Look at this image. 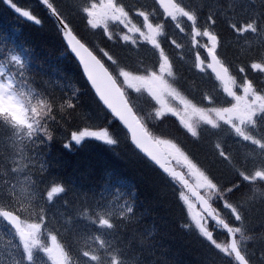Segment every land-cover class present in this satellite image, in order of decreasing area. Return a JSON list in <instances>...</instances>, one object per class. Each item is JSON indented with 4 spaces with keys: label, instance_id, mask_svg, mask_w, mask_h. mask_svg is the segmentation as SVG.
I'll return each instance as SVG.
<instances>
[{
    "label": "snow or ice",
    "instance_id": "6c2138e0",
    "mask_svg": "<svg viewBox=\"0 0 264 264\" xmlns=\"http://www.w3.org/2000/svg\"><path fill=\"white\" fill-rule=\"evenodd\" d=\"M38 3L91 88L30 77L28 61L0 47V223L11 233L0 264H175L154 230L136 227L133 185L112 173L65 179L50 159L54 144L116 148L120 132L144 166L151 206L174 204L175 228L201 248L199 264H264V0ZM0 11L44 22L16 0H0ZM74 21L107 46L82 40Z\"/></svg>",
    "mask_w": 264,
    "mask_h": 264
},
{
    "label": "trees",
    "instance_id": "16d2710c",
    "mask_svg": "<svg viewBox=\"0 0 264 264\" xmlns=\"http://www.w3.org/2000/svg\"><path fill=\"white\" fill-rule=\"evenodd\" d=\"M25 9H31L38 17L43 19V25L37 26L19 17L14 12L0 11V47L13 49L20 53L29 63L28 75L36 79L44 78L63 80L65 83L81 89L88 88L81 72L75 62L65 52V47L56 28L54 21L45 16L44 9L36 0H16ZM191 6L198 7L202 0H188ZM238 18L243 19L244 13H238ZM203 20V16H201ZM76 33L90 46L95 47L96 43L107 46L105 38L100 32L88 30L82 21H74ZM223 41L231 40V30L225 28L222 23L217 25ZM241 41V44H244ZM234 49L231 46L222 48V55L232 59ZM180 61L177 62L179 66ZM255 79L256 77L253 76ZM197 86L199 83L195 80ZM82 102L85 107L92 104L90 94L82 95ZM147 108V106H145ZM167 125L169 131L179 135L176 127ZM163 127V125L161 126ZM120 145L116 148L103 145L101 142L86 143L83 147L77 146L72 151H65L59 144H54L50 159H55L59 167L55 169L65 179L75 177L79 179L85 174L90 180L98 179L101 176L112 173L122 177L127 183L133 185L139 193L138 212L142 211V218L136 227L141 231L154 230V239L158 241L157 249L166 248L167 255L175 264H199L201 259V248L193 238L181 233L175 228V220L178 215L173 204L172 209L166 208L164 204L157 207L151 206L152 191L144 179V166L139 158L127 147L124 133L118 135ZM183 139V137H181ZM127 238V234L125 239ZM11 239L8 228L0 223V256L7 257V244ZM256 257H260V248H255Z\"/></svg>",
    "mask_w": 264,
    "mask_h": 264
},
{
    "label": "rangeland",
    "instance_id": "374dc122",
    "mask_svg": "<svg viewBox=\"0 0 264 264\" xmlns=\"http://www.w3.org/2000/svg\"><path fill=\"white\" fill-rule=\"evenodd\" d=\"M102 38H103V36H102ZM100 43H101V46H103V41H101ZM207 73H208L209 76H210V75H211V70H210V69H207ZM173 120H174V118H173ZM174 121H175V120H174ZM218 239L221 241V234H220V236L218 237ZM221 242H223V240H222Z\"/></svg>",
    "mask_w": 264,
    "mask_h": 264
},
{
    "label": "water",
    "instance_id": "95a60500",
    "mask_svg": "<svg viewBox=\"0 0 264 264\" xmlns=\"http://www.w3.org/2000/svg\"><path fill=\"white\" fill-rule=\"evenodd\" d=\"M72 56V55H71ZM73 58H74V56H72ZM74 60H75V58H74ZM76 61V60H75ZM76 63H77V65H78V61H76ZM80 68V67H79ZM80 71H81V73H82V68H80ZM84 80L86 81V77H84ZM88 86H89V88H91V85L90 84H87ZM93 92H94V90H93Z\"/></svg>",
    "mask_w": 264,
    "mask_h": 264
},
{
    "label": "flooded vegetation",
    "instance_id": "af4514ba",
    "mask_svg": "<svg viewBox=\"0 0 264 264\" xmlns=\"http://www.w3.org/2000/svg\"><path fill=\"white\" fill-rule=\"evenodd\" d=\"M126 2H129V3H131L132 1H130V0H126Z\"/></svg>",
    "mask_w": 264,
    "mask_h": 264
}]
</instances>
